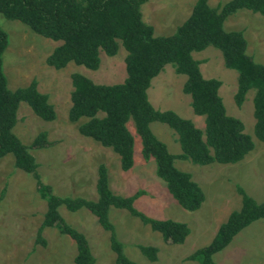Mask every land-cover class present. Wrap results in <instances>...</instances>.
Listing matches in <instances>:
<instances>
[{
    "label": "trees",
    "instance_id": "obj_1",
    "mask_svg": "<svg viewBox=\"0 0 264 264\" xmlns=\"http://www.w3.org/2000/svg\"><path fill=\"white\" fill-rule=\"evenodd\" d=\"M147 0H0V14L18 20L33 32L60 41L46 56L45 62L54 69L67 63L95 70L99 66V52L113 56L119 44L126 51V76L121 82L95 83L85 75L71 74L69 121L80 122L77 130L103 146L111 148L119 157L120 168L128 170L133 164L134 137L126 126L130 120L140 139L144 159L152 158L156 175L164 181L169 194L185 210L201 206L204 193L191 174L175 167L174 159L194 164H221L241 160L253 147L252 137L244 132L242 121L226 113L216 78H204L200 61L192 56L208 45L217 48L226 68L236 72L234 103L240 106L249 90H253V134L264 141V64L253 60L246 52V39L241 30H226L223 20L239 9H247L264 16V0H227L211 7L207 0H195L189 15L168 35H156L151 24L142 20L140 5ZM7 44V33L0 27V157L11 154L16 168L31 174L37 191L46 201L43 219L37 228L36 242L44 244L40 232L45 227L60 224V232L68 235L76 245L74 264H93L84 234L69 225L59 213L63 205L69 211L87 209L103 229L109 231L110 248L115 252V264H138L123 251L109 219L110 208L124 209L150 229L160 233L164 241L180 244L189 234L185 222L171 218H155L134 206L144 193L137 190L130 195L113 193L108 187L106 169L98 167L95 200L80 196H59L44 184L37 173V163L29 147H45L50 142L46 131H39L30 145L24 144L13 132L17 109L24 102L39 118L49 121L55 112L46 93L37 89L36 80L27 85L9 89L2 70L1 54ZM173 66L185 75L182 92L189 95L194 114L203 116V128L170 109L154 108L147 98L150 81L164 67ZM153 121L161 122L177 135L180 152L168 151L150 128ZM240 206L232 209L218 225L211 241L191 252L187 259L200 264H217L212 255L223 249L241 229L264 218V200L257 201L241 186ZM150 261L156 259L157 247L137 245Z\"/></svg>",
    "mask_w": 264,
    "mask_h": 264
},
{
    "label": "rangeland",
    "instance_id": "obj_2",
    "mask_svg": "<svg viewBox=\"0 0 264 264\" xmlns=\"http://www.w3.org/2000/svg\"><path fill=\"white\" fill-rule=\"evenodd\" d=\"M194 1L147 0L140 5L142 20L152 25L156 35L171 34L189 15ZM225 1L207 0V3L216 7ZM0 27L7 33L1 60L8 88L25 86L35 79L37 89L47 94L55 112L54 119L45 121L20 102L13 127L14 134L28 146L39 131H46L50 142L47 146L29 147L40 180L59 196L95 200L97 171L103 165L108 187L113 193L130 195L143 190L144 193L134 201L138 210L155 218H171L188 225L190 232L184 241L171 243L128 211L111 207L109 219L130 260L138 264H200L186 256L207 245L229 211L240 206L236 186H241L257 201L264 200V141H259L253 134V90L248 91L240 106L234 103L236 72L224 66L221 53L214 46L193 51L192 56L200 61L204 78L220 80L218 93L226 113L242 121L243 130L252 137L254 147L241 160L230 164L212 162L199 165L174 159L175 167L189 172L205 196L198 209L188 211L175 201L164 181L156 175L154 160L143 158L140 139L130 120L126 126L134 137L133 164L128 170H122L119 157L111 148L78 132V124L86 118L74 122L67 118L73 89L72 73H81L102 84L124 79L126 51L120 44L113 56L99 52L100 62L95 70L72 62L54 69L45 58L60 41L43 37L20 21L7 19L2 14ZM223 27L241 30L246 39V52L253 60L264 64V16L239 9L223 20ZM184 79L185 75L176 73L173 66L165 64L151 79L146 90L147 98L154 108L173 110L190 119L196 127L203 128V116L193 113L189 95L181 90ZM150 128L169 152H180L177 135L171 128L157 121L151 122ZM13 161L11 154L0 157V264H74L76 245L68 235L60 232V224L41 230L44 244L35 241L46 201L37 191L34 177L16 168ZM59 213L69 225L84 234L95 259L93 264H115L110 233L102 228L93 214L85 208L69 211L63 205L59 206ZM138 244L157 247L156 259L148 260L139 251ZM212 259L217 264H264V218L241 229L223 249L212 255Z\"/></svg>",
    "mask_w": 264,
    "mask_h": 264
}]
</instances>
